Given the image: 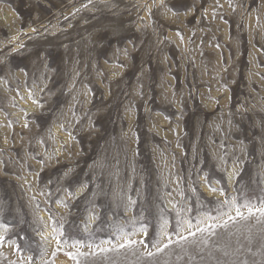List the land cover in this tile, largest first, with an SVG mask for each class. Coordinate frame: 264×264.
I'll list each match as a JSON object with an SVG mask.
<instances>
[{
    "label": "rangeland",
    "instance_id": "rangeland-1",
    "mask_svg": "<svg viewBox=\"0 0 264 264\" xmlns=\"http://www.w3.org/2000/svg\"><path fill=\"white\" fill-rule=\"evenodd\" d=\"M262 205L264 0H0V264H264L188 236Z\"/></svg>",
    "mask_w": 264,
    "mask_h": 264
},
{
    "label": "snow or ice",
    "instance_id": "snow-or-ice-1",
    "mask_svg": "<svg viewBox=\"0 0 264 264\" xmlns=\"http://www.w3.org/2000/svg\"><path fill=\"white\" fill-rule=\"evenodd\" d=\"M216 189H213V191H215ZM253 216H258L260 218H264V205H262L261 207H252V206H247V215H245L244 212H242L240 210V208H236L235 209V216L228 214L227 220H223L222 223H215V224H207L206 227H198L196 229V231H189L188 232V236L193 237V243H196L195 241V237H196V233L200 232V233H209L211 236H215L216 233L214 231V229L219 228V227H224L227 228L229 226L230 222H235L237 220V218L241 219V220H248L249 218L253 217ZM189 227H192L191 224H189ZM146 235V233H145ZM188 237L187 236H181L179 238L180 241H187ZM179 241H176V243H178ZM203 243H207V240H203ZM59 243V240H58ZM143 243V241H136V240H126L125 243H122L119 245V248H129L132 247L136 244H141ZM174 243V241L171 240V238L168 239V243L164 244L162 247L158 246L156 248V252H162L165 248H167L170 244ZM59 251V248L57 249ZM116 249H107V248H102L100 249V252H108V251H115ZM55 254V253H54ZM53 254V255H54ZM67 255L69 257H71L73 260L77 261V264H79V260L78 257L80 256H87L89 255V253H83L80 252L79 249L77 248V250L75 252H68ZM92 255H95V253H92ZM148 256H153L154 253L152 252H148L147 253ZM31 259V258H29Z\"/></svg>",
    "mask_w": 264,
    "mask_h": 264
}]
</instances>
